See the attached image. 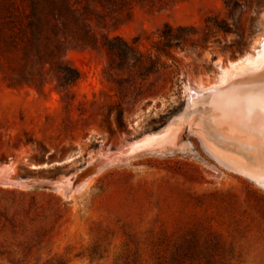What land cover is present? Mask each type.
I'll list each match as a JSON object with an SVG mask.
<instances>
[{
  "label": "rangeland",
  "instance_id": "obj_1",
  "mask_svg": "<svg viewBox=\"0 0 264 264\" xmlns=\"http://www.w3.org/2000/svg\"><path fill=\"white\" fill-rule=\"evenodd\" d=\"M220 20L229 25L227 32L212 28ZM166 23L194 27L198 32L193 40L210 29L209 38L201 46L175 50V65L160 70L174 73L166 93L127 106L121 125L114 110L108 115L116 97L105 74L103 49L75 47L64 53L79 77L67 97L54 82L42 88H9L0 75V167H11L13 177L55 183L124 148L125 142L144 138L129 152L123 150L126 158H133L102 167L69 198L57 189L0 187V228L17 213L10 192L35 193L42 199L41 213L27 227L42 230L43 236L34 238L32 244L38 245L27 264L48 259L59 264H169L170 255L194 239L199 248L216 240L226 251L231 248L227 264H264L259 213L264 186L220 164L204 149L195 134L198 128L193 125L191 132L183 122L192 118L196 124L203 115L201 106H188L189 89L214 86L224 69L262 50L264 0H172L162 10L134 7L127 22L99 33L138 39V47L146 52L163 41L159 32ZM162 63L172 64L164 58ZM156 78L151 75L147 84ZM166 127H182L179 148L162 155L143 152L153 134L167 136ZM138 151L147 154L136 156ZM51 157L65 161L31 169L34 161ZM49 194L59 203L41 198ZM6 233L0 232V264L19 258L4 248ZM28 234L19 241L33 237Z\"/></svg>",
  "mask_w": 264,
  "mask_h": 264
},
{
  "label": "trees",
  "instance_id": "obj_2",
  "mask_svg": "<svg viewBox=\"0 0 264 264\" xmlns=\"http://www.w3.org/2000/svg\"><path fill=\"white\" fill-rule=\"evenodd\" d=\"M170 2L172 0H0L1 78L9 88H42L54 82L67 97L70 86L79 77L77 71L65 61L64 53L75 47L103 49L107 58L105 74L114 86L116 97V103L107 108L108 115L114 110L117 113L115 121L121 125L127 106L166 93L174 73L171 70L160 74V70L175 65L173 52L183 50L186 46L198 47L206 43L210 29L202 30L201 39L193 40L194 34L198 32L194 27H173L166 23L159 32L163 41L152 44L146 52L138 47V39L127 41L120 36L101 34L99 31L127 22L134 7L162 10ZM217 20V16H214V21ZM228 26L226 21L220 20L212 28L227 32ZM189 30L194 33L187 34ZM162 58L170 61L171 66L161 64ZM151 75H157V78L147 84ZM10 194L13 195L12 206H16L17 213L5 219L0 232L9 235L4 248L9 250L8 253L19 256L8 263L27 264L31 249L38 245L32 244L34 238L39 240L43 236L42 230L39 233L32 230L33 227H27L34 222L33 217L41 213L42 204L39 203L42 199L35 193ZM41 198L59 203L50 194L41 195ZM259 213L264 223V205L260 207ZM27 232L29 234L26 237H33L20 242L19 238ZM185 245L184 249L170 255L169 264H227L232 252L231 248L226 251L224 244L218 240L204 244L202 248H199L195 239ZM42 264L59 263L48 259Z\"/></svg>",
  "mask_w": 264,
  "mask_h": 264
},
{
  "label": "bare ground",
  "instance_id": "obj_3",
  "mask_svg": "<svg viewBox=\"0 0 264 264\" xmlns=\"http://www.w3.org/2000/svg\"><path fill=\"white\" fill-rule=\"evenodd\" d=\"M261 47L262 50L255 57H249L242 62L236 61L228 67L229 69H224L218 81L213 83L214 86L207 83L208 87L200 85L196 92H192L194 88L189 89L188 106L193 110L195 107L201 106L203 115L196 124L192 118H187L183 122L188 125L191 132L195 130V134L201 139L204 149L220 164L230 171L249 176V178L264 185V172L261 171L264 168V138L258 132L250 131L249 128L243 126L241 123L242 114L229 106L234 88L256 89L264 86V44ZM181 124L183 125L182 122ZM193 125L198 129H194ZM181 128H164L167 136L162 138H156L153 134V137L145 143L143 152L162 154L167 150L178 149L177 140L180 138ZM141 139L144 138L141 137L127 143L113 156L127 157L128 153L126 154V152L130 151V146L135 142H140ZM123 150L126 152L124 153ZM139 152L141 151L135 154H140ZM109 158L108 156L105 160H109ZM109 162L111 161L109 160ZM10 168L4 166L3 173L9 174ZM88 178L85 171L79 177V182L84 183L85 180H89Z\"/></svg>",
  "mask_w": 264,
  "mask_h": 264
},
{
  "label": "water",
  "instance_id": "obj_4",
  "mask_svg": "<svg viewBox=\"0 0 264 264\" xmlns=\"http://www.w3.org/2000/svg\"><path fill=\"white\" fill-rule=\"evenodd\" d=\"M140 138H138V139H140ZM138 139H136V140H138ZM133 141H135V140H133ZM133 141H128V142H125L124 144L126 146L127 143H130ZM121 149L122 148L117 149L116 151L107 154L103 159L98 161V163L88 165L85 170L80 171L78 174L73 175L71 178L70 177L64 178V179L59 180L58 182H55V183L54 182L51 183V181H49V182L38 181L34 177L31 178V176L29 179H26V178H21V177H13L10 175V173L5 175L3 173L4 169L2 166V167H0V187H5V188L13 187V188H21V189H27V188H32V187H41V188L48 189V190L57 189V190L62 191V194L64 197L69 198L73 192L79 191L85 185L84 183L79 182V177L82 175L83 172L86 171V174L90 178L92 175L96 174L104 166H107V165L113 164V163H120V162L122 163L124 161H127V160L133 158V157H130V158L123 157L122 158L119 156H113L115 152H118ZM170 151L171 150H167L162 154H167ZM141 154H147V153H140L136 156H139ZM151 154H153V153H151ZM162 154L158 153V155H162ZM108 156L110 157L109 160L111 162H109V160H105V158H107ZM64 161H65V158L57 161L55 158H52V157L48 158L46 161H34V164L31 165V169L36 170L38 168H45V167H50L53 165H59V164H62Z\"/></svg>",
  "mask_w": 264,
  "mask_h": 264
},
{
  "label": "snow or ice",
  "instance_id": "obj_5",
  "mask_svg": "<svg viewBox=\"0 0 264 264\" xmlns=\"http://www.w3.org/2000/svg\"><path fill=\"white\" fill-rule=\"evenodd\" d=\"M229 106L242 114L243 126L264 138V86L256 89L234 88ZM261 171L264 172V168Z\"/></svg>",
  "mask_w": 264,
  "mask_h": 264
}]
</instances>
